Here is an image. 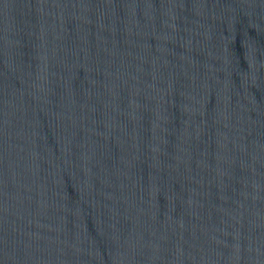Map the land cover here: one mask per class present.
Masks as SVG:
<instances>
[{
  "label": "water",
  "instance_id": "95a60500",
  "mask_svg": "<svg viewBox=\"0 0 264 264\" xmlns=\"http://www.w3.org/2000/svg\"><path fill=\"white\" fill-rule=\"evenodd\" d=\"M0 264H264L238 0H0Z\"/></svg>",
  "mask_w": 264,
  "mask_h": 264
}]
</instances>
